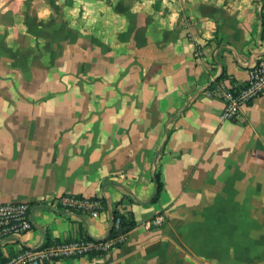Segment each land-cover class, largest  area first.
I'll use <instances>...</instances> for the list:
<instances>
[{"label":"crops","instance_id":"1","mask_svg":"<svg viewBox=\"0 0 264 264\" xmlns=\"http://www.w3.org/2000/svg\"><path fill=\"white\" fill-rule=\"evenodd\" d=\"M73 2L69 25L37 33L0 0V204L32 220L0 237V262L103 238L116 212L133 223L119 245L47 264H264V93L233 120L210 93L264 55V0ZM65 193L105 206L66 214Z\"/></svg>","mask_w":264,"mask_h":264},{"label":"built area","instance_id":"2","mask_svg":"<svg viewBox=\"0 0 264 264\" xmlns=\"http://www.w3.org/2000/svg\"><path fill=\"white\" fill-rule=\"evenodd\" d=\"M264 27V13L262 15ZM210 93L222 99L221 119H237L242 108L264 93V55L253 62L245 83L235 87L224 81L217 82ZM66 214L82 212L97 216L104 208V201L99 196L78 194H59L54 199ZM165 221L163 214H157L145 222L147 229H159ZM115 232L103 238L75 237L55 240L38 246H23L4 259L0 264H47L69 257H80L108 253L119 245L125 233L120 232V218H112ZM32 228L30 205L27 201H6L0 204V237L19 236Z\"/></svg>","mask_w":264,"mask_h":264},{"label":"rangeland","instance_id":"3","mask_svg":"<svg viewBox=\"0 0 264 264\" xmlns=\"http://www.w3.org/2000/svg\"><path fill=\"white\" fill-rule=\"evenodd\" d=\"M74 0H17L18 9L22 18L29 25L35 28V32L41 33L43 28L50 31L55 29L62 20L65 26L69 25L71 10L74 8ZM48 9L45 16L41 17L40 12ZM84 9L81 7L80 9ZM53 45V43H51Z\"/></svg>","mask_w":264,"mask_h":264},{"label":"trees","instance_id":"4","mask_svg":"<svg viewBox=\"0 0 264 264\" xmlns=\"http://www.w3.org/2000/svg\"><path fill=\"white\" fill-rule=\"evenodd\" d=\"M156 181L158 183V186H157V191L153 197V200H156L158 198L162 187L158 176H156ZM116 218H120V232H126L133 226V223L129 222L123 214L114 212V220ZM115 232L117 231H115L114 226H112L110 229V234L113 235Z\"/></svg>","mask_w":264,"mask_h":264},{"label":"clouds","instance_id":"5","mask_svg":"<svg viewBox=\"0 0 264 264\" xmlns=\"http://www.w3.org/2000/svg\"><path fill=\"white\" fill-rule=\"evenodd\" d=\"M48 12V9H44L40 12L41 17L45 16ZM174 18V17H173Z\"/></svg>","mask_w":264,"mask_h":264}]
</instances>
